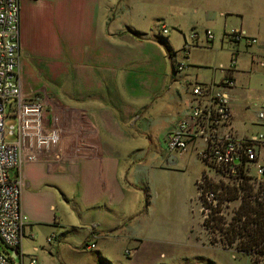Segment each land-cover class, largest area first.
Returning <instances> with one entry per match:
<instances>
[{
  "label": "crops",
  "instance_id": "obj_1",
  "mask_svg": "<svg viewBox=\"0 0 264 264\" xmlns=\"http://www.w3.org/2000/svg\"><path fill=\"white\" fill-rule=\"evenodd\" d=\"M19 4L22 91L27 98L42 94L53 98L46 123L62 136L60 161L30 163L22 170L21 206L29 224L21 246L12 250L20 264H28L31 257L38 264H167L164 261L177 251L156 254L164 224L171 227L174 244L171 237L180 225L192 236L191 243H183L182 257L195 248H209L202 242L195 202V181L204 170L181 187L172 183L171 175L183 172L177 166L184 153L149 152L151 111L156 101L174 106L167 133L189 110L192 88L224 76L218 67L204 69L209 68L205 64L209 55L196 50L226 46L231 53L233 44L225 32L236 27L258 43L235 47L239 66L232 73L234 128L238 135L256 132V111L250 101L264 99V88L252 85L257 66L264 67V0H20ZM163 27L168 28L167 35L162 34ZM192 27L211 29L215 39L209 46L194 47L186 68L177 71L180 56L171 34L182 36V48ZM149 188H155L156 198L169 207L153 202ZM150 241L154 242L148 245ZM91 243L95 249L86 248ZM126 250L131 254L127 256ZM2 252L10 255L7 249ZM68 252L73 261L66 259ZM112 253H117L116 259Z\"/></svg>",
  "mask_w": 264,
  "mask_h": 264
},
{
  "label": "built area",
  "instance_id": "obj_2",
  "mask_svg": "<svg viewBox=\"0 0 264 264\" xmlns=\"http://www.w3.org/2000/svg\"><path fill=\"white\" fill-rule=\"evenodd\" d=\"M19 2L0 0V242L9 250L21 246L29 224L21 206L23 167L62 158V136L45 117L53 98L48 94L27 98L22 91ZM168 32L167 27L162 28L163 35ZM225 36L234 47L258 43L241 28L230 29ZM214 39L211 29L192 27L181 48L183 61L176 63V70L186 68L194 47L209 46ZM237 65L233 55L228 67H219L224 73L221 80L192 88L189 110L165 134L164 142L170 154L194 149L207 167L195 181V202L208 243L231 252L234 260L237 254L250 250L251 263L264 264L260 247L247 244L256 223L264 219V99L253 105L258 130L238 135L231 95L236 88L232 73ZM54 237L50 235L47 241ZM86 248L95 249L96 244ZM125 254L130 255V250ZM0 264H11L10 255L1 250ZM28 264L38 261L31 257Z\"/></svg>",
  "mask_w": 264,
  "mask_h": 264
},
{
  "label": "rangeland",
  "instance_id": "obj_3",
  "mask_svg": "<svg viewBox=\"0 0 264 264\" xmlns=\"http://www.w3.org/2000/svg\"><path fill=\"white\" fill-rule=\"evenodd\" d=\"M186 27L187 26L185 22L183 28L185 29ZM198 28L200 29V31L207 29V28H200V27ZM233 28H236V27H231L228 30L233 29ZM188 30L190 31L189 28ZM171 36H172L173 46L177 48L176 52H178V55L180 56L179 59L183 61V58H182L183 54L181 51H179L181 48V43H182L181 41L182 36L181 35L179 36L175 32H173ZM232 46L233 47H232L231 53L229 49L227 50L228 47L226 46L224 47V49H220L219 47L217 48L213 47L214 50H212L211 47H205V48H201L202 50H196L195 53L202 54L204 52L205 54L209 55V58H207V61H205L206 62L205 64H208L209 68H204V69L212 71L215 69V67L216 68L218 67V70H219L220 65H222L220 63H223L225 65L224 67H228L233 55H235L237 48H235L234 45ZM164 53L166 55V59L164 58V62L166 61V64L169 65V58L167 56L168 55L167 51L164 50ZM236 59H238V55ZM237 66H239V62ZM254 74L255 75L252 80L253 88H264V67L257 66L256 70L254 71ZM255 102H257V99H253V101H250L252 105H254ZM173 111H175V108L168 101H165V100L156 101L154 103L153 109L151 111V115L154 119V122H153L154 127L152 131L153 139L151 141L146 140V144H147V147L150 153H156V152L166 150L164 136L166 133L165 131L167 129V124L170 122V119L173 116ZM11 122H14V121H11ZM158 135H161L160 139H156ZM140 142L141 144L143 143V141H140ZM178 153L179 152H175L174 154H178ZM183 153H184V156L180 158L179 164L177 166V168L183 172L172 174L170 178L173 184L180 186V187L186 184V181H188V177L190 178L194 174H199L202 170H207L206 165L199 160L194 149H188L187 151H184ZM157 161L158 160L156 159L154 162L157 163ZM160 193L164 194L165 191L161 189ZM149 194L151 195L150 199L151 200L153 199V202L157 201V203L163 204L162 205L163 207H169L168 205L164 204L165 201L162 198L160 197L156 198V196L158 197V195H156L155 188H149ZM57 212L58 213L61 212L59 208ZM163 221L168 223L167 219H163ZM170 229L171 227L165 226L164 224V226L161 229V235H158V238L156 240V241H159L157 242V247H158L157 253H156L157 255L160 250L168 251V250L174 249L177 251L172 259L167 258V260L164 261V262H167V264H252L251 260L246 256L237 254V259L234 260L232 258L231 252L213 248L212 247L213 245L211 243H208L209 236L206 234L205 229L203 230L202 242L206 247H209V248H205V249L195 248L194 253L188 252L187 253L188 257H182L184 254V251L186 250L185 249L186 246L183 243L184 242L187 243V241L191 243L192 241L190 240L192 239L191 238L192 236L189 234V232L187 233L185 229L180 225L178 233H176L173 237H171L177 243V244H174V242H170V236H169ZM72 239H75L76 241H78L79 237L73 236ZM151 242H154V241L148 242V245H150ZM0 250L1 251L6 250V248L1 244V242H0ZM7 251L11 255V257L14 259V261L11 262V264L21 263L20 258L16 255L14 251L9 250V249H7ZM90 255H88V257H91ZM152 255H154V253ZM111 256L116 259L117 253H114V254L112 253ZM66 259L68 261H73L75 257H73V255L71 257V254L68 252L66 254Z\"/></svg>",
  "mask_w": 264,
  "mask_h": 264
},
{
  "label": "trees",
  "instance_id": "obj_4",
  "mask_svg": "<svg viewBox=\"0 0 264 264\" xmlns=\"http://www.w3.org/2000/svg\"><path fill=\"white\" fill-rule=\"evenodd\" d=\"M247 244L260 247L258 250L259 254L264 255V219H261L256 223L250 241ZM251 254L252 252L250 250H245L242 255L249 258Z\"/></svg>",
  "mask_w": 264,
  "mask_h": 264
}]
</instances>
